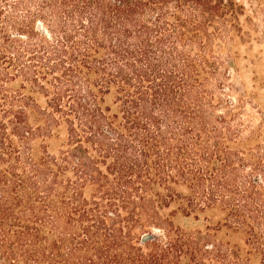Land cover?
<instances>
[{
	"label": "trees",
	"instance_id": "16d2710c",
	"mask_svg": "<svg viewBox=\"0 0 264 264\" xmlns=\"http://www.w3.org/2000/svg\"><path fill=\"white\" fill-rule=\"evenodd\" d=\"M243 15L0 0V264H264V110L233 81Z\"/></svg>",
	"mask_w": 264,
	"mask_h": 264
},
{
	"label": "rangeland",
	"instance_id": "374dc122",
	"mask_svg": "<svg viewBox=\"0 0 264 264\" xmlns=\"http://www.w3.org/2000/svg\"><path fill=\"white\" fill-rule=\"evenodd\" d=\"M235 2L242 5L244 8V15L240 17V22L243 29L250 33L251 40L250 44L245 43L243 45H238L239 58L237 60V65L239 67V74L233 81L236 87L240 89H245L248 92L255 91L257 93L256 101L264 110V87L252 81L254 74H257L261 80H264V0H235ZM256 38H259V41H256ZM252 84L255 87L252 86ZM242 85H244V87H242ZM249 111L253 115L254 122L256 124L260 122V115L251 108ZM57 135L58 137L53 136L46 140L48 151L50 152L56 151L59 147L65 136L64 130L60 128ZM178 190H181V188H178ZM176 206L177 202H173L165 212L169 213L171 210H175ZM202 218L203 216H200L198 221H194L192 217L183 218L179 213H176L172 221L175 225L188 229L203 228L205 222ZM208 218H210L209 220L211 223L215 222V217ZM217 238L222 241H228L243 246V236L241 234L232 233L224 228L218 231ZM250 264H258L257 259L252 258Z\"/></svg>",
	"mask_w": 264,
	"mask_h": 264
}]
</instances>
